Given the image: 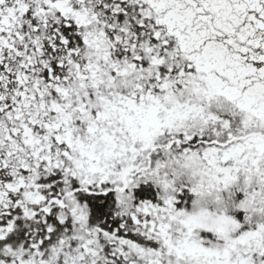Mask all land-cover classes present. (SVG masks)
Masks as SVG:
<instances>
[{"label": "snow or ice", "instance_id": "6c2138e0", "mask_svg": "<svg viewBox=\"0 0 264 264\" xmlns=\"http://www.w3.org/2000/svg\"><path fill=\"white\" fill-rule=\"evenodd\" d=\"M0 264H264V0H0Z\"/></svg>", "mask_w": 264, "mask_h": 264}]
</instances>
